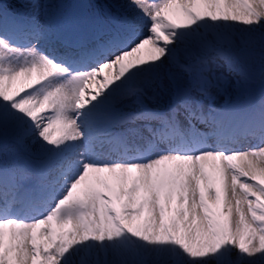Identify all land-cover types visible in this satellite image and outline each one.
<instances>
[{"label": "snow or ice", "instance_id": "obj_1", "mask_svg": "<svg viewBox=\"0 0 264 264\" xmlns=\"http://www.w3.org/2000/svg\"><path fill=\"white\" fill-rule=\"evenodd\" d=\"M0 264H264V0H0Z\"/></svg>", "mask_w": 264, "mask_h": 264}, {"label": "bare ground", "instance_id": "obj_2", "mask_svg": "<svg viewBox=\"0 0 264 264\" xmlns=\"http://www.w3.org/2000/svg\"><path fill=\"white\" fill-rule=\"evenodd\" d=\"M204 127V126H203Z\"/></svg>", "mask_w": 264, "mask_h": 264}]
</instances>
